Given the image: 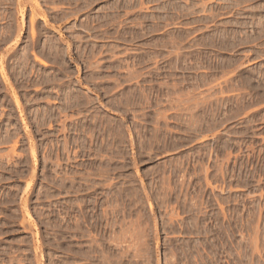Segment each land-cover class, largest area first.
Here are the masks:
<instances>
[{
  "label": "rangeland",
  "instance_id": "rangeland-1",
  "mask_svg": "<svg viewBox=\"0 0 264 264\" xmlns=\"http://www.w3.org/2000/svg\"><path fill=\"white\" fill-rule=\"evenodd\" d=\"M0 264H264V0H0Z\"/></svg>",
  "mask_w": 264,
  "mask_h": 264
}]
</instances>
